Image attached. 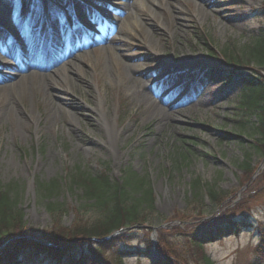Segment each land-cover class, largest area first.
I'll return each instance as SVG.
<instances>
[{
	"label": "rangeland",
	"instance_id": "rangeland-1",
	"mask_svg": "<svg viewBox=\"0 0 264 264\" xmlns=\"http://www.w3.org/2000/svg\"><path fill=\"white\" fill-rule=\"evenodd\" d=\"M10 1L0 0V25L9 31L3 41L24 45ZM67 1L55 0L51 14L66 17L67 39L74 29L82 47L75 49L76 42L69 40L60 44L56 53L74 51V56L48 63L47 69H29L2 83L15 85L0 89V184L17 189L31 236L43 241L44 229L53 224L49 200L64 203L63 227L83 222L77 212L82 191L71 187L77 167L119 178L130 165L154 188L151 219L132 232L121 231L115 246L95 250L96 256L108 264L117 254L125 264H156L169 253L176 264H200L202 251L191 234L200 224L222 222L206 233L203 251L217 264H259L264 156L250 146L254 115L248 118L238 108L241 75H256L258 66L247 58L231 61L224 52L230 46L243 54L254 42L264 27V0H84L74 13ZM200 3L210 10L207 17ZM121 24L124 29L118 31ZM35 28L33 34L42 33ZM50 32L58 35L54 26ZM189 56L204 62L180 63ZM200 79L199 100L188 103L183 97ZM183 81L185 87L176 89ZM173 90L177 100L166 104L162 96ZM162 108L169 113L163 115ZM247 118L246 128H238L239 119ZM247 151L250 169L240 164ZM197 177L206 190L196 194ZM55 178L62 186L49 198L39 182ZM213 183L220 191L217 201L207 191ZM219 233L224 236L214 238ZM154 243L168 252L159 248L162 256L152 262ZM67 260L29 250L18 261Z\"/></svg>",
	"mask_w": 264,
	"mask_h": 264
},
{
	"label": "trees",
	"instance_id": "trees-1",
	"mask_svg": "<svg viewBox=\"0 0 264 264\" xmlns=\"http://www.w3.org/2000/svg\"><path fill=\"white\" fill-rule=\"evenodd\" d=\"M224 54V58L229 56L231 61L242 62L244 58L250 62L255 60V65L258 66L256 75H241L243 88L238 108L248 118L254 115L255 120L248 127V133L252 137L255 136V144L250 146L251 149L264 156V27L261 28L254 42L247 45L243 54L242 52L235 53L230 46L225 48ZM248 118L239 119L238 128L245 129ZM251 156V151H247L244 155L246 159L240 164L250 169ZM39 185L41 192L49 198L56 194L62 186L57 178L40 181ZM75 186H79L84 198L77 211L83 222H78L72 227H63L62 219L66 210L64 203L49 200L47 207L52 215L53 224L44 229L42 241L33 238L28 231L17 189L14 190L11 185L0 184V264H19V256L29 250L46 253L52 257H66L69 264H108L94 252L96 250L102 253L105 249L113 248L121 239V233L103 240L95 238L109 236L114 231L126 227H129L126 232H132L138 227L136 225L151 219L150 212L154 209L156 200L154 188L147 175L137 173L130 165L123 168L119 178H112L105 171L92 173L79 166L72 172L71 187ZM194 187L197 190L196 194L199 190H206L201 187V180L198 177L195 179ZM207 191L217 201L220 191L214 183L208 185ZM85 219L89 221L84 222ZM212 224L211 227L210 224L205 226L200 224L198 227L200 230H195L191 234L192 244L197 250L202 251L200 264H217L210 255L203 251L206 233L211 229H219L222 226L220 224L223 223ZM218 236L224 235L215 234L214 238ZM159 248L166 253L167 250L162 245ZM71 252L73 254H70ZM257 254L259 257L257 262L262 264L264 262V239L258 246ZM116 257L112 263L125 264L121 254H117ZM167 257L170 260L161 259L156 264H176L169 253Z\"/></svg>",
	"mask_w": 264,
	"mask_h": 264
},
{
	"label": "bare ground",
	"instance_id": "bare-ground-1",
	"mask_svg": "<svg viewBox=\"0 0 264 264\" xmlns=\"http://www.w3.org/2000/svg\"><path fill=\"white\" fill-rule=\"evenodd\" d=\"M186 2H189L188 0H185ZM10 3H12V8L17 13V25L21 29L23 28L24 38H25V44L24 45H18L15 44V42H11L8 44L4 43V39L6 33H9V31L5 28V26L0 25V50L3 54L0 55V89H5L6 87L13 86L16 83H11L9 85L2 84L5 81L8 80H14L21 75L24 76L25 71L29 72V69H47L50 65L48 63H57V65L64 60L67 57H70L72 54L74 56L75 52L73 51L71 54L67 53V56L62 54L61 52H58L56 50V47H59L60 44H66V41L70 42H76L75 43V49H78L82 47L83 41L77 40V32H74L73 29V35H70V39H67V33L71 29V26L66 25V17L65 16H54L52 17L51 11L53 7L55 6V0H11ZM79 5L82 7L84 6V0H68L67 1V8L68 11L77 12L79 11ZM203 3H200L199 9L203 12L205 17L208 16L210 13V10H206L204 8ZM73 17V16H72ZM74 18V17H73ZM135 18L133 16V19L135 21ZM3 21H6L3 16ZM137 21V20H136ZM76 23V20L73 22ZM36 25V31L41 30V32L37 34H33L34 26ZM53 25L56 27L58 31V35L56 37L50 38L48 36V33L43 32V28ZM75 28L76 25H73ZM118 31H122L124 29V24L118 26ZM115 28V26H114ZM81 31V30H80ZM82 33V32H81ZM83 35V33H82ZM7 37V36H6ZM35 39V41H34ZM55 41V42H54ZM71 55V56H72ZM72 56V57H73ZM71 57V58H72ZM200 62H198V61ZM192 61V66L198 65L201 62H204L203 59L200 57H192L189 56L186 59H181V64H185ZM70 63V61L68 62ZM178 69V73H183L184 71ZM194 70L190 72V74H193ZM174 73V74H178ZM197 78V77H196ZM203 78V77H202ZM174 78H170L165 80L167 84H170L171 81ZM202 79L195 83V86L191 88L186 95L183 97V99L189 100L188 103H194L195 101H198V96L200 94V88L203 84H200ZM182 85L185 87V82L183 81L181 84L177 86L176 89L179 87H182ZM189 85V84H188ZM188 85H186L188 87ZM133 86V84H132ZM141 89H138L140 91ZM165 91V90H164ZM196 91V92H195ZM163 92V90H162ZM174 96V97H171ZM171 97V98H170ZM195 97H197L195 99ZM143 98H147L150 100L147 95L143 93ZM162 100L166 102V104H174L175 100H177L176 96V90H173L170 95H163ZM182 101V99H179L177 103ZM7 105V104H6ZM13 107V106H10ZM158 107V106H157ZM13 109V108H10ZM163 115L168 114L169 112L162 108ZM19 121L21 122V118L19 117Z\"/></svg>",
	"mask_w": 264,
	"mask_h": 264
},
{
	"label": "water",
	"instance_id": "water-1",
	"mask_svg": "<svg viewBox=\"0 0 264 264\" xmlns=\"http://www.w3.org/2000/svg\"><path fill=\"white\" fill-rule=\"evenodd\" d=\"M129 227H126V228H123V229H120V230H116L114 231L113 233H111L109 236H106V237H103V238H95L97 240H103V239H108V238H112L114 237L118 232H121V231H124L126 229H128ZM159 249V248H158ZM157 249V246H156V243H154L153 245V249L151 251V254H150V257H151V260L152 262H155V260H158L161 256H162V253ZM160 256V257H159ZM159 257V258H158Z\"/></svg>",
	"mask_w": 264,
	"mask_h": 264
}]
</instances>
